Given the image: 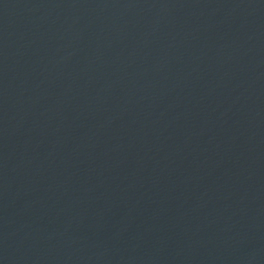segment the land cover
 <instances>
[{"label": "water", "instance_id": "obj_1", "mask_svg": "<svg viewBox=\"0 0 264 264\" xmlns=\"http://www.w3.org/2000/svg\"><path fill=\"white\" fill-rule=\"evenodd\" d=\"M0 264H264V0H0Z\"/></svg>", "mask_w": 264, "mask_h": 264}]
</instances>
